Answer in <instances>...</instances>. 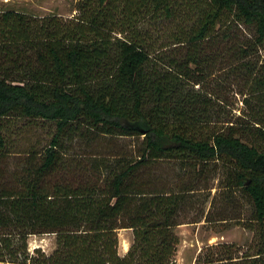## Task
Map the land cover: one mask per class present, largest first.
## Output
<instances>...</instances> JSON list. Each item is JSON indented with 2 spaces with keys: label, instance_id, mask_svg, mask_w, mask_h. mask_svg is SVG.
<instances>
[{
  "label": "trees",
  "instance_id": "16d2710c",
  "mask_svg": "<svg viewBox=\"0 0 264 264\" xmlns=\"http://www.w3.org/2000/svg\"><path fill=\"white\" fill-rule=\"evenodd\" d=\"M76 11L0 9V264H175L188 206L204 196V221L226 222L211 210L237 208V195L254 241L209 246L196 264H264V0ZM227 90L243 97L237 117ZM39 126L46 144L24 137ZM50 234L52 255L29 250Z\"/></svg>",
  "mask_w": 264,
  "mask_h": 264
},
{
  "label": "rangeland",
  "instance_id": "374dc122",
  "mask_svg": "<svg viewBox=\"0 0 264 264\" xmlns=\"http://www.w3.org/2000/svg\"><path fill=\"white\" fill-rule=\"evenodd\" d=\"M76 7L77 0H12L10 2L0 0L1 10L16 9L36 17L56 15L65 20L76 17ZM163 26L164 24H162L161 21L151 25L152 33L154 34L156 31H160L155 35L162 37L163 33L166 32V27ZM242 33L240 34L241 38L243 35L248 36L245 30H242ZM231 84L236 91L239 82L233 81ZM225 96L229 98L230 102L233 104V115L236 117L239 116V111L244 108L241 102L243 97L240 94H234L233 90H227ZM21 125V123L16 124L14 130L17 132V129H21L20 127L23 126ZM46 128L47 127L39 126L37 130L25 133L24 137H30L31 141L26 139L30 142L37 140L36 142L40 144L41 142L46 144ZM22 130L25 132L24 129ZM123 143L124 142H119L118 144L122 147ZM21 145V147H27L26 141H22ZM215 192L216 190L213 191L212 195H215ZM237 199H239V206L237 208H234L232 205L229 208H225L224 204L218 201L217 206L214 207L215 209L211 210L213 217L217 218L218 213L224 209V212L226 211L227 215L231 218V220L226 222L215 221L208 224L204 221L203 216L199 214L202 204L205 203L204 207H206V213L210 211V204L208 201V203L206 202L204 196H201V198L197 200V203L194 202L192 207L188 206L181 217L182 224L176 229V233L180 238V245L175 257V264H196L202 252L206 251V248L209 246L227 243L236 244L241 248H247L254 241L255 232L245 229L238 218L249 217V205L246 201L242 200L239 195H237ZM217 210H219L218 213ZM118 234L120 239L119 252L121 256H125L133 242V233L130 230H120ZM36 249H40L48 256L52 255L56 249V235L32 236L29 239V250L34 252Z\"/></svg>",
  "mask_w": 264,
  "mask_h": 264
},
{
  "label": "built area",
  "instance_id": "2783aa9c",
  "mask_svg": "<svg viewBox=\"0 0 264 264\" xmlns=\"http://www.w3.org/2000/svg\"><path fill=\"white\" fill-rule=\"evenodd\" d=\"M4 2H10V1H12V0H3Z\"/></svg>",
  "mask_w": 264,
  "mask_h": 264
},
{
  "label": "crops",
  "instance_id": "0c3cea01",
  "mask_svg": "<svg viewBox=\"0 0 264 264\" xmlns=\"http://www.w3.org/2000/svg\"><path fill=\"white\" fill-rule=\"evenodd\" d=\"M122 230H127V229H122ZM120 231V230H119ZM130 231H132V230H130ZM133 233V232H132ZM127 254V253H126Z\"/></svg>",
  "mask_w": 264,
  "mask_h": 264
}]
</instances>
